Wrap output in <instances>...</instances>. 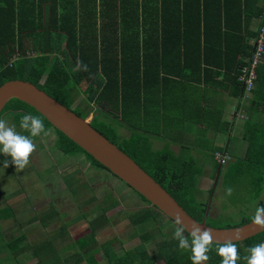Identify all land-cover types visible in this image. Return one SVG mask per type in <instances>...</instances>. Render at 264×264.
Instances as JSON below:
<instances>
[{"label":"trees","instance_id":"1","mask_svg":"<svg viewBox=\"0 0 264 264\" xmlns=\"http://www.w3.org/2000/svg\"><path fill=\"white\" fill-rule=\"evenodd\" d=\"M250 8L248 0H0V84L10 79L30 81L68 108L82 93L75 105L79 109H71L83 118L93 113L90 123L98 132L128 154L189 215L212 226L206 215L212 187L208 196H203L198 187L202 171L198 160L176 156L168 150H153L148 137L142 134L140 121L147 95L155 91L158 96L164 80L173 82L180 78L190 82L202 75L207 83L208 74L217 75L222 68L230 93L242 98V83L237 76L246 60L240 50L245 45V58L250 56L253 44L246 39L255 37L257 31H249L248 24L255 16L261 20L264 9ZM230 20H235V30H222ZM256 71L241 132L245 154L225 166L217 162L213 178L220 166L217 182L222 176L229 186L244 177L258 198L264 181V62ZM84 81L87 84L81 89ZM175 82L172 91L186 89L187 82ZM7 106L12 108L13 121L18 126L22 114L31 113L52 127L32 106L17 98L6 103L0 116ZM118 126L130 129L131 133L122 135ZM54 130L61 151L83 152L93 165L116 176L61 131ZM135 192L150 205L128 215L141 242L133 249L114 252L112 262L107 259V249L113 241L102 243V262L90 252V244L96 242L93 235L87 239L79 237V252L67 256L50 252L53 248L47 242L31 247L21 233L6 239L0 232L4 238L0 247L15 260L25 257V251L30 249L38 259L35 264H70L71 260L74 264H156L159 260L164 264H192L190 250L179 248L174 233L169 237L161 229L145 230L151 221H157L156 213L162 212ZM111 195L107 196L109 200ZM118 204L117 199H111L104 211ZM259 206H264V200L259 201ZM253 214L225 227L244 224ZM10 216V210H0V220ZM90 225L92 229L94 224ZM158 234L157 251L150 254L145 241ZM184 235L189 233L185 231ZM262 242L264 231L235 242L241 257L237 264H245L247 248ZM216 246L213 243L207 253L209 259L203 264H220Z\"/></svg>","mask_w":264,"mask_h":264},{"label":"rangeland","instance_id":"2","mask_svg":"<svg viewBox=\"0 0 264 264\" xmlns=\"http://www.w3.org/2000/svg\"><path fill=\"white\" fill-rule=\"evenodd\" d=\"M30 55H34V53L31 52ZM86 84L87 83L85 81L82 82L81 89H84ZM82 97V93L77 94L75 102L73 103V105H71L72 109H79V107H75V105L82 99ZM244 106H247V102H245V104L242 106V109ZM245 107L244 110L240 109L237 110V112L243 115V111L246 110ZM13 116L14 112L12 108L10 106H7V108L3 110L0 119L6 120L9 126L15 125L17 132L27 135V132H23L20 126H18L13 121ZM87 117L89 120H91L93 117V113H89ZM45 129L47 131V135L41 134L40 136L34 138L36 148L30 156V163L22 171H17L15 165L12 164V185L14 186L12 205L14 207L13 209L17 217L16 221L14 220V218L12 220L8 219L5 222L1 221V224L2 229L5 232L6 239L22 232L20 230L21 228L25 227V219L27 217L23 216L22 211H20V207L22 206L23 202H25L27 208L31 211L28 215H34V218L32 219L36 220L34 221L35 226H33V223H29L33 226L31 232L28 233V239L31 241L29 245L31 247H34V245L41 244L40 241H45L49 245H52V248L54 249L55 247H53L52 241L49 243V241L46 240L51 234V229H43L41 228V226L36 225V223L39 222L38 218L40 213H38V211H43L44 207L39 206V199H54L57 195V191L61 187L60 183L65 184L67 189L64 190L63 194H60V197H57V210L60 216L57 217L58 214H56L55 218L51 220V223L53 224H50V226L51 228L54 226L58 227L66 220H75L80 218L77 223L70 224L67 227V230L71 231V233L74 234L75 237L84 234L85 228L89 227L87 222L85 221L86 219L98 222L99 220H96V217L102 218L101 213L105 208H107V206L102 200H100L101 198H103V191L101 190V187H99L98 189L101 190V193H99L98 196L97 190H94V187H87L89 185V179L94 177L91 175L90 177H88V173H86V175L84 176L83 170L79 165L84 164V160L82 157L87 155L83 152L67 154L63 151H59L60 149L57 146V134L54 128L45 125ZM117 131L119 132L120 129L118 130L117 128ZM242 144L243 141L231 139V142L229 144V150H231L234 155L239 157L237 154L239 148H242ZM232 148L234 149V151ZM54 153L55 155L53 157ZM54 158H57L56 162ZM74 159L78 163L72 162L74 161ZM79 159L80 163L78 161ZM232 159L233 158L229 155L228 161L223 164V166L227 165V163L229 161H232ZM67 162H71L74 164L70 165L69 167H66L65 170L61 171L60 169ZM217 162L218 161L216 158L215 160L211 159L209 155L203 160L198 161L199 165L201 166H203V164L210 165L208 171L211 172V174L209 176L199 177L198 181V187L202 190L201 192L205 197L208 196L207 191L210 187H212L214 183L213 174L215 172V166ZM95 168L100 172L102 171L107 178L110 177L109 182H111V185H114V187L110 188L113 191H116L112 192L116 194L117 198L119 199V205L106 210L104 212L105 220H103L102 223L100 222V220L98 223L99 225H96L95 228L98 237L95 247L98 249L100 248V244L102 242H105L106 239L109 240L115 237L121 239L119 241H123V245L121 244L122 242L119 243L116 241L114 245L109 244V253L107 259L112 262L115 259L114 252H119L122 248L133 249L141 242L138 233L134 231L135 228L128 220V215L137 212L142 207L150 205L147 202L143 201L142 198L131 187H129L119 178H116V176L114 177L110 174V172L105 169L100 170L102 168H98L96 166ZM54 171H57V173ZM101 179H103V177ZM117 183L119 187H115ZM103 185L104 187H102V189L104 190L106 189L107 184L104 183ZM228 188L232 189V194L230 196L226 195V189ZM85 189L86 192H81ZM214 190L215 191L212 194L209 208L210 210L208 211L207 219V221L214 227H225L229 224L239 223L243 219V217H247L253 214L259 201L264 200V181L261 186L259 197L255 198L253 195L252 187L248 184L247 179L244 177L240 178L239 181H237L236 183L232 181L231 184L227 186L226 184H224L223 177L221 176L218 182L215 183ZM65 192H67L69 195L65 194ZM114 194L111 195L112 197L110 198V201L111 199L114 200V198L117 199ZM34 201H36V207L33 209ZM38 208H41L42 210H35ZM25 210H27L26 207L24 211ZM156 214L157 221H151L149 223L150 225L148 224L149 226H145L147 227V229L145 230L151 232L157 228V231L159 232V229H161L164 232L165 236L170 237L174 233L176 227L175 224L162 213L157 212ZM109 216L110 219H107V217ZM38 233L40 236L39 240L36 239L38 238ZM32 236H34V238H32ZM3 239L4 238L0 236V245L3 244ZM159 239L160 236L158 234L155 235V237L145 241V247L148 253L154 254L157 251V242ZM57 244L59 246L61 244L59 239L57 241ZM0 249H2L0 250V261H4L3 264H35L38 261L36 256L29 254H27L25 257L19 258L18 260H15L13 257H11V255H9L7 251V253L4 252L2 247H0ZM55 249L56 250H54V252L57 253V248ZM38 251L39 253L44 252L43 250ZM74 251L77 252L78 247ZM25 252L28 253L32 251ZM61 252L65 253L66 251ZM103 253L104 251L103 249H101L98 255L96 254V257L100 258L102 262H104L102 260V257L104 255ZM69 263L73 264L72 261H69ZM156 264H164V262L163 260H159L156 262Z\"/></svg>","mask_w":264,"mask_h":264},{"label":"crops","instance_id":"3","mask_svg":"<svg viewBox=\"0 0 264 264\" xmlns=\"http://www.w3.org/2000/svg\"><path fill=\"white\" fill-rule=\"evenodd\" d=\"M248 2H249V8L252 6L250 8L252 10H255L256 8L262 10L264 7V0H248ZM260 22H261L260 16H255L249 21L248 30L252 31L253 33L256 32L260 26ZM236 27L237 24L235 23V20H230L228 22V27H223L222 30L223 29L235 30ZM253 39L254 37L248 36L246 42L252 45ZM245 49L246 46L244 45L241 47L240 50V55L243 58V60L248 58V57L245 58L246 51L245 53H243ZM251 50L252 49H250V52ZM218 71L220 72L217 75H213L212 73L208 74L207 83L204 81V76L202 75L200 77L201 79H199L198 76L197 79L195 80L193 79L190 82H187L186 80L180 78L174 80L173 82L164 80V82L160 86V91L158 96L155 91H153V94L152 92L151 93L149 92V94L147 95L145 110L143 108L144 110L143 115L141 113L142 117L140 122H141V127L143 129L141 130L142 134L148 137L150 147L153 150L162 151V152L168 150L174 153L176 156L192 157L193 159H196L198 161L203 160L208 155L211 159L215 160L217 152L218 153L228 152V154L233 159L237 158V156L234 155L231 150H229V144L231 142V139L243 141L241 138L242 136L241 132L244 126L246 110L243 111V115L237 112V110L242 109V106L245 104V102H247L246 101L247 99L243 100L240 97L232 95L230 93V89L227 88L226 85L227 82H225V79L227 78L226 71L223 70L222 68H220V70ZM175 81H181L183 83L187 82L186 89L179 91H175V90L172 91V89H175V85H174L176 83ZM244 107L242 110H244ZM118 129H120L119 132L125 136H128L131 133L130 129L124 126H118ZM245 148H246V143L245 141H243L242 148H239L237 154L239 157L244 156L246 151ZM54 155L55 153L53 154V157ZM82 158L84 160V164L83 165L79 164V165L83 170L84 176L86 175V173H88L87 175L88 177H90V175L94 177L89 179V185L87 187H94V190H97V196L99 193H101L102 190L103 198H101L100 200H102L104 204H106V206L108 207L111 204V201L107 198V196L109 195V193L114 194L113 192H116L110 188V187H114V185H111V182H109L110 177L107 178L102 171L100 172L99 170H97L95 168V165L92 164L88 156H84ZM54 160L56 162L57 158H54ZM78 161L80 163V159ZM72 162H77V161L74 159V161ZM72 164L74 163L67 162L63 165V167L60 170L63 171L66 169V167H69ZM209 167H210L209 164H203L202 171L199 177L209 176L211 174V172L208 171ZM54 172L57 173V171ZM102 177L103 179H101ZM104 183L107 184V186L106 189L103 190L102 187H104L103 185ZM60 186L61 187L57 191V195L55 196L54 199L38 200L40 201L39 206L41 207L44 206V207H43V211H38V210H42L41 208L35 209L38 211V213H40L38 218L39 222H37L36 225L41 226V228L43 229L44 228L51 229V234L49 238H47L46 240L53 241V247L58 248L57 250L58 253L67 256L76 253V251L74 250L77 247H78L77 252H79L80 247L77 242L79 237L87 239L91 235H93L94 241L97 242L98 237L95 228L96 225H99L98 223L100 220L101 223L103 222V220H105L104 212L106 210L102 211L101 213L102 218L96 217V220H99L98 222L86 219L85 221L87 222L89 227L85 228L84 234L78 235L77 237H75L74 234L71 233V231H68L67 227L70 224L77 223L80 220V218L75 220L72 219L66 220L58 227L54 226L51 228L50 224L51 225L53 224L51 223V220L55 218L56 214H58L57 217L60 216L57 210V197H60V194L61 193L63 194L64 190L67 189L64 183H60ZM99 187H101V190H98ZM115 187H119L118 183L116 184ZM81 192L83 193L86 192V189L82 190ZM65 194L68 193L65 192ZM114 196L117 198L116 194H114ZM117 200L119 202L118 198ZM35 202L36 201H34L33 209L36 207ZM25 207L27 210L24 211ZM20 211H22L23 216L27 217L25 219L26 221L25 227L21 228L20 231L22 232L20 233L26 237L27 242L30 244L31 241L28 239V235H29L28 233L31 232L32 227L35 226L34 221L36 220L32 219L34 218V215L33 216L28 215L30 214L31 211L30 209L27 208L25 202H23L22 206L20 207ZM16 217L17 215L15 214V211L13 209V218L15 221H16ZM107 219H110V216L107 217ZM90 222L94 224V227L92 229L90 227L91 226ZM29 223H33L34 225L32 226ZM64 223H67L66 228L63 227ZM37 236L38 238L36 239L39 240L40 239L39 233ZM32 238H34V236H32ZM58 239L61 242L60 246L57 244ZM110 240L113 241L112 243L113 245L115 241L119 243L122 242L121 244L123 245V241H119L121 239L115 237L109 240L106 239L105 242L102 243H106ZM44 242L45 241H40V243H44ZM96 242H92L90 244V249H91L90 252L93 253L95 257L96 254L98 255L101 249L105 251L104 248H101L102 243L100 244L99 249L96 248L95 247ZM53 250L56 249H50V252H53ZM26 251H31V250L28 249ZM61 251H66V252L62 253ZM27 254L33 255L32 252H28V253L25 252V255ZM96 258L100 259L98 257ZM102 258H104V255ZM82 263L85 264V262Z\"/></svg>","mask_w":264,"mask_h":264},{"label":"water","instance_id":"4","mask_svg":"<svg viewBox=\"0 0 264 264\" xmlns=\"http://www.w3.org/2000/svg\"><path fill=\"white\" fill-rule=\"evenodd\" d=\"M17 98L32 106L38 111L53 128L61 131L69 139L84 149L90 156L108 168L114 175L141 194L164 215L174 221L176 212L184 218V224L198 223L202 229H210L214 243L223 242L231 238L234 231H240L242 237L235 242L243 241L255 236L264 229H253L251 220L233 227H214L205 220L197 221L189 215L182 206L169 194L152 176L141 168L128 154L98 132L88 117L83 118L76 114L54 97L38 88L30 81L10 79L0 84V113L6 103ZM219 169L214 177L211 195L208 200L206 215L210 208L215 183L218 179ZM186 232H188L186 228ZM190 234V233H189Z\"/></svg>","mask_w":264,"mask_h":264},{"label":"clouds","instance_id":"5","mask_svg":"<svg viewBox=\"0 0 264 264\" xmlns=\"http://www.w3.org/2000/svg\"><path fill=\"white\" fill-rule=\"evenodd\" d=\"M85 70H86V66ZM20 128L28 135L16 131L15 125L9 126L6 120L0 119V153L10 156L12 164L17 171H22L29 163L30 156L35 151L36 145L34 138L41 134L47 135L43 120L39 116L31 113L22 114L20 119ZM4 167H8L5 161ZM232 189H226V195L230 196ZM253 229H264V206L255 208L254 214L250 217ZM175 230L174 238L179 241V248L190 250L192 264H203L209 259L207 253L213 248V235L210 229H202L198 223H191L187 227L184 224V218L180 212L174 215ZM190 233L185 236L186 231ZM242 237L240 231H234L231 238L217 242L216 253L221 257L220 264H237L241 259L238 254L235 240ZM247 255L243 257L245 264H264V242L258 243L246 249Z\"/></svg>","mask_w":264,"mask_h":264},{"label":"built area","instance_id":"6","mask_svg":"<svg viewBox=\"0 0 264 264\" xmlns=\"http://www.w3.org/2000/svg\"><path fill=\"white\" fill-rule=\"evenodd\" d=\"M13 57L12 59H14ZM246 64L241 67L238 74V81L242 83V99H248L251 97L252 90L255 86L257 68L263 63L264 60V9L261 15V24L257 30V34L253 39V48L251 54L245 59ZM216 159L220 165L225 164L229 155L225 152L216 153Z\"/></svg>","mask_w":264,"mask_h":264},{"label":"flooded vegetation","instance_id":"7","mask_svg":"<svg viewBox=\"0 0 264 264\" xmlns=\"http://www.w3.org/2000/svg\"><path fill=\"white\" fill-rule=\"evenodd\" d=\"M5 161L8 162V167H4ZM13 167L11 158L9 156L0 153V210H10L11 216L8 218L3 217L0 220V232L5 236V232L2 229V222L7 221L8 219L13 218V195H14V186L12 185L13 179Z\"/></svg>","mask_w":264,"mask_h":264}]
</instances>
